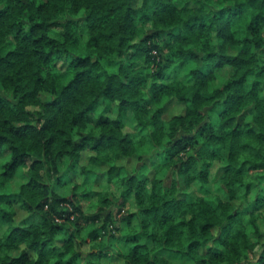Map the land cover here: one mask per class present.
I'll return each mask as SVG.
<instances>
[{
  "label": "trees",
  "instance_id": "obj_1",
  "mask_svg": "<svg viewBox=\"0 0 264 264\" xmlns=\"http://www.w3.org/2000/svg\"><path fill=\"white\" fill-rule=\"evenodd\" d=\"M4 158L0 264H264V0H0Z\"/></svg>",
  "mask_w": 264,
  "mask_h": 264
},
{
  "label": "rangeland",
  "instance_id": "obj_2",
  "mask_svg": "<svg viewBox=\"0 0 264 264\" xmlns=\"http://www.w3.org/2000/svg\"><path fill=\"white\" fill-rule=\"evenodd\" d=\"M140 1L141 0H133V4L134 6H139L140 5ZM222 75H225V72L221 71ZM220 76V72L218 77ZM218 79H216L217 82ZM41 99L43 101H46L49 99V95L45 92L41 93ZM165 109L163 111V118L168 119L169 117H171L172 115H174L177 110H181V112L184 109V105L182 103L177 102L174 99H171L169 101L166 102L165 104ZM83 157L81 160V165L86 164L87 162V156L89 155V153L87 152H83ZM121 161H123V163H121ZM118 164H122L125 165L129 170L132 169L133 166H135L137 164V158L135 156L133 157H126V158H122L120 159L118 162ZM154 174V168L151 167L150 169H148V175H153ZM101 177L99 176V174L94 175L91 179L89 178V184H88V188L92 189V190H100L101 189ZM181 191L182 192H186L188 191V189H185L183 186H181ZM87 202V201H85ZM85 202H83L85 204ZM15 211H16V215L14 217L15 221L21 220L22 218H24L26 216V212L21 209L19 206H15ZM179 262V261H178ZM176 262V263H178ZM104 264H122L121 260H116L114 257H112L109 260H106L103 262Z\"/></svg>",
  "mask_w": 264,
  "mask_h": 264
},
{
  "label": "clouds",
  "instance_id": "obj_3",
  "mask_svg": "<svg viewBox=\"0 0 264 264\" xmlns=\"http://www.w3.org/2000/svg\"><path fill=\"white\" fill-rule=\"evenodd\" d=\"M83 13H81V15H82ZM65 83H67V81L65 82ZM53 97H49V99H52ZM170 98V97H169ZM167 102V100H165L163 103H166ZM117 103H119L118 101H117ZM33 111H40V108L39 107H37V108H34V109H32ZM181 114V110H177V112L175 113V115H177V116H179ZM112 118L113 119H115L116 117H115V113H113L112 114ZM90 154H92V155H95V153H90ZM6 160H7V158H4V160H2V161H0V163H2V162H6ZM121 163H123V161H121ZM25 170H27V169H25ZM149 191H151V185H149ZM130 211H136V209L135 208H132V209H130ZM25 248H26V244H20L19 245V250L18 251H16V252H12L11 253V255L12 256H18L19 255V253L21 252V251H23V250H25ZM87 250V249H86ZM36 258V257H35Z\"/></svg>",
  "mask_w": 264,
  "mask_h": 264
}]
</instances>
